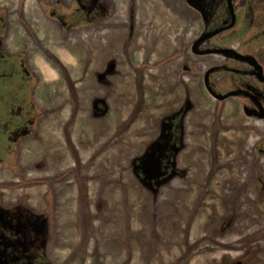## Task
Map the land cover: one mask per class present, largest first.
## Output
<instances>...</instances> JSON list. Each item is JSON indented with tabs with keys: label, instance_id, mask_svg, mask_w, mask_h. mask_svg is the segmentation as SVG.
Instances as JSON below:
<instances>
[{
	"label": "rangeland",
	"instance_id": "374dc122",
	"mask_svg": "<svg viewBox=\"0 0 264 264\" xmlns=\"http://www.w3.org/2000/svg\"><path fill=\"white\" fill-rule=\"evenodd\" d=\"M87 45L78 55L71 42L52 45L65 47L70 63L45 58L42 134L28 140L22 156L30 165L42 151V172L30 168L22 172L27 184L0 188L6 200L27 193L32 205L42 195L49 263L264 264V121L248 118L235 98L215 100L194 78L173 85L160 74L157 90L148 68L138 71L140 54L129 58L112 47L110 55L87 57ZM110 60L109 84L98 83L94 74ZM16 81L6 79V89L0 82L1 161L25 96ZM183 99L190 106L178 173L146 184L136 161L155 144L160 119ZM40 175L42 182L33 181ZM15 178L0 168V182Z\"/></svg>",
	"mask_w": 264,
	"mask_h": 264
},
{
	"label": "flooded vegetation",
	"instance_id": "af4514ba",
	"mask_svg": "<svg viewBox=\"0 0 264 264\" xmlns=\"http://www.w3.org/2000/svg\"><path fill=\"white\" fill-rule=\"evenodd\" d=\"M66 42L75 52L86 42L87 57L110 55L112 47L129 58L138 53V71L148 68L155 89L160 74L173 85L176 80L188 86L194 78L215 100L235 98L248 118L264 121V0H0V82L3 88L15 77L20 98L25 95L17 106V135L0 160V168L16 180L0 182V188L27 184L31 179L22 172L30 168L42 172V151L37 163L28 165L22 160L24 145L42 134V65L55 57L54 43ZM114 65L110 60L94 74L98 83L109 84ZM100 105L106 106L105 100L94 106L97 113L104 111ZM189 106L183 99L154 130L159 181L177 172ZM140 165L137 160L135 172L142 179ZM36 179L42 182L41 175ZM0 192V264H50L42 248V195L32 205L25 192L9 200Z\"/></svg>",
	"mask_w": 264,
	"mask_h": 264
},
{
	"label": "water",
	"instance_id": "95a60500",
	"mask_svg": "<svg viewBox=\"0 0 264 264\" xmlns=\"http://www.w3.org/2000/svg\"><path fill=\"white\" fill-rule=\"evenodd\" d=\"M154 144L140 159V169L143 173L142 181L150 184L153 179H155V185H158L161 181H159V177L161 176V172L159 171V160L157 157H154L155 154Z\"/></svg>",
	"mask_w": 264,
	"mask_h": 264
},
{
	"label": "crops",
	"instance_id": "0c3cea01",
	"mask_svg": "<svg viewBox=\"0 0 264 264\" xmlns=\"http://www.w3.org/2000/svg\"><path fill=\"white\" fill-rule=\"evenodd\" d=\"M50 51L53 53V55L55 56V57H57V59L58 60H60L61 61V63H63V64H65V61L66 62H69V57L65 54V51L64 50H58V51H54V49L53 48H50ZM76 53V52H75ZM59 56V57H58ZM70 63V62H69ZM47 68H48V64H44V65H42V70L44 71V72H42L43 74L45 73L46 74V72L45 71H47Z\"/></svg>",
	"mask_w": 264,
	"mask_h": 264
}]
</instances>
